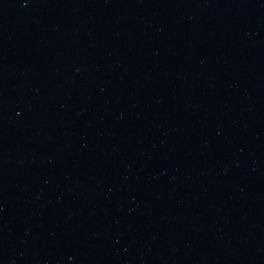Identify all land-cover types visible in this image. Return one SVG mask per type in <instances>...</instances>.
<instances>
[{
    "label": "water",
    "instance_id": "water-1",
    "mask_svg": "<svg viewBox=\"0 0 264 264\" xmlns=\"http://www.w3.org/2000/svg\"><path fill=\"white\" fill-rule=\"evenodd\" d=\"M0 264H264V0H0Z\"/></svg>",
    "mask_w": 264,
    "mask_h": 264
}]
</instances>
